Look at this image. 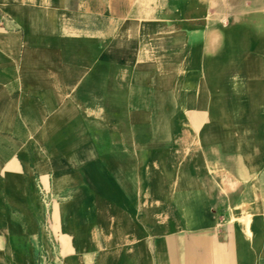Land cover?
Returning <instances> with one entry per match:
<instances>
[{
  "label": "crops",
  "instance_id": "crops-1",
  "mask_svg": "<svg viewBox=\"0 0 264 264\" xmlns=\"http://www.w3.org/2000/svg\"><path fill=\"white\" fill-rule=\"evenodd\" d=\"M195 4L0 0V264H264V24Z\"/></svg>",
  "mask_w": 264,
  "mask_h": 264
},
{
  "label": "rangeland",
  "instance_id": "rangeland-1",
  "mask_svg": "<svg viewBox=\"0 0 264 264\" xmlns=\"http://www.w3.org/2000/svg\"><path fill=\"white\" fill-rule=\"evenodd\" d=\"M190 3V12H196L195 3L207 2L211 5L212 10L222 19L226 25L232 17H237L238 22L251 18L255 24L261 27L264 24V0H184Z\"/></svg>",
  "mask_w": 264,
  "mask_h": 264
}]
</instances>
